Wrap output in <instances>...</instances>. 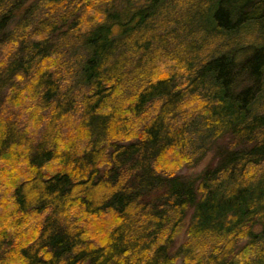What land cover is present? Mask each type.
Returning <instances> with one entry per match:
<instances>
[{
    "label": "trees",
    "instance_id": "16d2710c",
    "mask_svg": "<svg viewBox=\"0 0 264 264\" xmlns=\"http://www.w3.org/2000/svg\"><path fill=\"white\" fill-rule=\"evenodd\" d=\"M0 264H264V0H0Z\"/></svg>",
    "mask_w": 264,
    "mask_h": 264
},
{
    "label": "rangeland",
    "instance_id": "374dc122",
    "mask_svg": "<svg viewBox=\"0 0 264 264\" xmlns=\"http://www.w3.org/2000/svg\"><path fill=\"white\" fill-rule=\"evenodd\" d=\"M246 37V36H245ZM250 37V36H249ZM237 39V41L239 40L240 42H243V38H241V36H239V37H237L236 38ZM246 38H244V40H245ZM130 80H132V81H130ZM129 81L131 82H129L130 84H133L134 82H135V79H129ZM133 82V83H132ZM128 86H129V84H128ZM73 122V121H72ZM37 125V124H36ZM33 126V125H32ZM73 128H76V126L75 127H73V126H69V127H67V129H65V135H73V131H72V129ZM72 133V134H71ZM211 155L212 154H207V156L203 159V161L202 162H200L196 167H193V168H183V172H185V173H196V172H199L204 166H205V164L207 163V161L211 158ZM163 161V160H162ZM107 223H108V220L106 219V218H104V222L102 223L103 225H107ZM183 237H184V233H182L181 234V236H180V240H183Z\"/></svg>",
    "mask_w": 264,
    "mask_h": 264
}]
</instances>
